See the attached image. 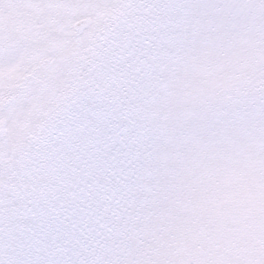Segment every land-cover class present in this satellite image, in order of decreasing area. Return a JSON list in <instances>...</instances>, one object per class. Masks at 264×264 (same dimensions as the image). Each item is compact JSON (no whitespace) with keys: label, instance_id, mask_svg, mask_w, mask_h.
<instances>
[{"label":"snow or ice","instance_id":"snow-or-ice-1","mask_svg":"<svg viewBox=\"0 0 264 264\" xmlns=\"http://www.w3.org/2000/svg\"><path fill=\"white\" fill-rule=\"evenodd\" d=\"M0 264H264V0H0Z\"/></svg>","mask_w":264,"mask_h":264}]
</instances>
